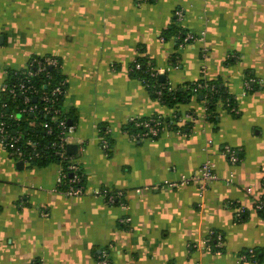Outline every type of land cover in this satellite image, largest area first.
Returning a JSON list of instances; mask_svg holds the SVG:
<instances>
[{"label":"crops","instance_id":"0c3cea01","mask_svg":"<svg viewBox=\"0 0 264 264\" xmlns=\"http://www.w3.org/2000/svg\"><path fill=\"white\" fill-rule=\"evenodd\" d=\"M173 27L205 37L179 47ZM32 56L60 62L86 193L57 189L60 163L34 164L0 143V264H97L103 250L110 264H264L254 208L264 195V0H0V101L9 71ZM137 59L173 88L219 83L238 111L220 104L211 116L203 94L168 106L132 73ZM248 77L257 83L245 93ZM154 116L185 132L132 139L131 119ZM225 145L240 149L239 162ZM207 160L218 178L206 191L168 186ZM95 189L123 196L109 204ZM212 231L223 234L221 253L203 248ZM249 248L259 262L239 261Z\"/></svg>","mask_w":264,"mask_h":264},{"label":"built area","instance_id":"2783aa9c","mask_svg":"<svg viewBox=\"0 0 264 264\" xmlns=\"http://www.w3.org/2000/svg\"><path fill=\"white\" fill-rule=\"evenodd\" d=\"M175 15L178 20L183 19L184 17V11L182 9H176ZM205 32H202L201 35H197L191 31H186L184 33H180L176 36V41L179 47H184L185 45L189 43H193L199 39H204ZM33 62H36L38 64L37 70L39 72H46L48 74L49 69H52L53 67H57L59 65V62L57 59L54 58H46V59H37L35 58ZM32 62V63H33ZM142 69L146 70V74L149 76L148 78H144L142 82L148 86L152 87L154 89V92L157 96V99L160 101H163V95L165 91L167 92L173 91V87L170 82L167 83H160L158 82V77L161 76V71L155 67V65L151 62H147L146 64L136 60L131 66L132 71H141ZM29 74H34L33 72H29ZM49 75V74H48ZM150 79H153L154 81L151 83ZM257 83V80L252 77L246 78L244 81L245 84V93H247L249 90L254 88V85ZM66 85L65 81L59 82L51 91L43 92L41 93L40 99L45 103L44 104V111H49L50 107L49 104L52 103L58 95H62L65 90L64 86ZM204 86L202 83H198L196 85V88H202ZM8 88L7 84H3L2 90H6ZM11 93L13 95H16L18 93H21L24 95V102L26 104V107L23 108V111L25 112H34L37 109L36 105H32L31 102V95L28 93L29 91L32 93H38V89L35 88L32 84L27 85L26 83H21L18 86V89L12 88L10 89ZM6 104H4L5 106ZM230 110L237 112L238 108L234 105H230ZM188 117L191 119H195L196 117L192 113L187 114ZM5 114L0 112V143L10 150L12 153H16L18 156H23L24 151L21 149L20 145L18 144L19 140L21 139V136L16 135L13 136L10 131V125L7 123V121L4 119ZM131 122H133V125L136 128V131L133 133H130V136L134 140H144V139H155L161 136L162 133H164L166 130L172 129V124L175 125L173 122H167V121H160L158 118L155 117H149L146 119H142L141 117L138 118H132ZM45 126H48L47 123H45ZM58 126L61 128L60 134H59V140L56 142V151L55 154L58 155L62 161L67 162L66 167L64 168L63 165H61V169L59 171V177H58V186L57 189L61 192H64L68 196H78L83 195L86 193V187L82 184V174L80 173V164L78 161L75 160L74 156L72 154H69L67 152V145L69 143V138L71 134L75 130V125L71 124L67 121V119L62 118L58 121ZM176 133L183 134V131L181 129L177 130ZM102 147L105 149L109 147V143L107 139L102 138ZM223 153L226 155L229 161L232 163H237L240 161V149L232 147L230 145H225L223 149ZM218 177L215 173V164L211 160L205 161L196 172H194L191 175H182L181 179L177 182H169L167 183L170 187H178L181 185H188L191 183H196L199 187L201 192L206 191L211 183L216 180ZM140 191V190H138ZM94 195L96 196H103L107 203L109 204H115L118 202L120 198L123 196L122 191H109L108 189H95L93 191ZM125 204L124 202L122 203ZM254 208L256 210H262L264 211V199L263 195L255 201ZM248 211V208L244 205H239L237 210V219H241L246 212ZM122 221L129 222L130 218L126 217ZM214 235V232L212 231L209 235L205 237L203 240V248L209 252H215V253H221L220 248L223 246V237L220 233H217L215 235V245L212 243V236ZM256 253L253 248L247 249L246 252L239 255V261L240 262H247V261H253L256 262ZM97 264H110L108 251L103 250L98 255V258L96 259Z\"/></svg>","mask_w":264,"mask_h":264},{"label":"trees","instance_id":"16d2710c","mask_svg":"<svg viewBox=\"0 0 264 264\" xmlns=\"http://www.w3.org/2000/svg\"><path fill=\"white\" fill-rule=\"evenodd\" d=\"M173 36H176L180 33H184L186 31L181 30L179 27H173ZM37 59H46V58H54L51 56H32L29 61V66L26 69L22 70H11L9 71L6 80L4 81L5 84L8 85L6 90H2V98L0 101V112L5 114L4 119L10 125V131L13 136L19 135L21 139L19 140L18 144L20 145L21 149L24 151L23 156H21L24 160H27L31 163H42V161L49 162L55 161L63 165L65 168L67 162L62 161V159L55 154L56 151V142L59 140V134L61 128L58 126V121L62 118L71 119V124H73V117L71 112H66L63 108V96L58 95L55 97L54 101L49 104V111H44V102L40 99L41 93L48 92L53 89L59 82L65 81L64 76L60 71V62L57 67H53L49 69L48 74L46 72H39L37 70L38 64L33 62V60ZM138 61L146 64L147 62H151L145 59H137ZM33 62V63H32ZM152 63V62H151ZM29 72H33L34 74H29ZM132 73L137 76L141 81L144 78H148L149 76L146 74V70L142 69L141 71H132ZM154 80L150 79L152 83ZM66 82V81H65ZM158 82L160 83H167L168 81L161 80L158 77ZM21 83H26L27 85L32 84L35 88L38 89V93L28 92L31 97V104L36 105L37 109L34 112H25L23 108L26 107L24 102V95L18 93L13 95L10 91L12 88L18 89V86ZM198 83H202L204 86L202 88H196ZM66 85L64 86L65 90ZM149 91L153 94V96L157 99V96L154 92L152 87L146 86ZM173 91L167 92L165 91L163 95V101L170 107H175L179 102H188L192 95L199 96L203 94L204 97H207L208 104H206L207 111L213 115L216 108L223 104L227 106V109H230V105H235L234 99L228 95L223 87L219 83L215 82H207L205 80L198 81L192 84L188 90H180L179 88H173ZM36 98V100H34ZM4 104H6L4 106ZM158 118L160 121H167V122H175L174 119L171 118H164L160 116H154ZM179 117V116H177ZM142 119H146L141 117ZM149 118V117H148ZM45 123L48 126H45ZM70 123V122H69ZM173 129H181L185 132V127H177L173 125ZM136 131L133 122H130V133ZM109 143V142H108ZM14 155L18 156L16 153ZM74 156V155H73ZM75 158V156H74ZM80 173L82 174V184L86 187L83 179V173L80 169ZM264 199V195H263ZM262 216H264V211L257 210ZM248 212V211H247ZM246 212V214H247ZM245 214V215H246ZM245 215L241 218L244 219ZM240 219V220H241ZM220 232H215L212 236V243L215 245V235ZM223 237V234L220 233ZM223 246L220 248L222 252ZM247 250L243 251L242 253L246 252ZM256 253L255 260L259 262L261 255L258 253L256 249H254ZM241 253V254H242Z\"/></svg>","mask_w":264,"mask_h":264},{"label":"water","instance_id":"95a60500","mask_svg":"<svg viewBox=\"0 0 264 264\" xmlns=\"http://www.w3.org/2000/svg\"><path fill=\"white\" fill-rule=\"evenodd\" d=\"M160 79L161 80H165V75H161L160 76ZM201 97L203 98V95H201ZM34 100H36V98ZM69 122L71 123V119H69ZM78 150H79L78 144H76V143H68V145H67V152L69 154H77L78 153ZM22 164H23V161L22 162H19V165H22Z\"/></svg>","mask_w":264,"mask_h":264}]
</instances>
